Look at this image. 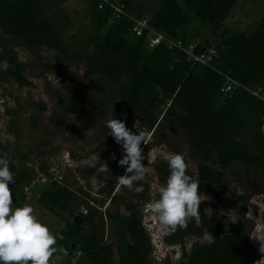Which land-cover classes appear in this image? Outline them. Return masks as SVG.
Here are the masks:
<instances>
[{"label": "trees", "instance_id": "16d2710c", "mask_svg": "<svg viewBox=\"0 0 264 264\" xmlns=\"http://www.w3.org/2000/svg\"><path fill=\"white\" fill-rule=\"evenodd\" d=\"M67 1L0 0V28L25 48L56 52L58 67L62 61L83 60L89 76L108 84L98 91L104 95L110 90V98L116 101L109 116L108 102L91 98L88 106L95 119L106 124L118 118L129 128L134 120H140L142 127L153 133L175 129L183 135L199 162V190L213 195L218 208L229 190L227 173L232 167L258 171L264 184V102L243 89L222 93L227 77L252 90L264 91V16L251 30L244 31L225 27L240 0H151L147 4L110 0L116 6L124 5L132 17L119 19L113 17L109 5L100 10L98 0H85L88 29L78 34L80 40L67 43L72 26L64 11ZM137 19L149 21V30L139 37L133 31ZM151 31L164 37L155 48L147 43ZM166 42L178 46L169 49ZM191 46H200L203 56H211V61L200 63L190 58L186 51ZM8 63L9 67L0 71V83L12 80L21 88L31 87L26 77L28 66L16 54L8 56ZM110 86L115 88L111 90ZM78 87L76 83L70 101L59 92L52 95L66 108L79 101L75 98ZM34 106L39 112L43 110L40 105ZM40 120V116L31 119L33 129L41 128ZM9 159L14 162L10 170L15 183L10 188L15 207L21 200L31 201V184L37 175L26 165L27 156L18 154ZM166 169L168 165H163L160 172ZM115 172L117 176L124 174L120 166ZM26 186L31 188L25 193ZM50 186L52 192L37 196V205L58 217L65 212L72 217L60 232L65 239L58 241L69 255L56 262L71 264L79 249L84 256L77 264H152L153 247L142 212L131 207L129 215L117 210L102 214L89 201L79 200L75 209L86 207L87 215L77 216L71 204L78 195L56 182ZM241 199L248 201L246 197ZM111 202L116 204L118 198ZM105 219L114 229L115 244L104 239ZM204 232L210 235L211 243L194 245L189 253L183 252L180 264H254L261 258L249 230L238 228L229 233L222 219L204 214L198 223L189 222L182 234L178 229L165 241L170 246L183 244L186 237H200Z\"/></svg>", "mask_w": 264, "mask_h": 264}, {"label": "rangeland", "instance_id": "374dc122", "mask_svg": "<svg viewBox=\"0 0 264 264\" xmlns=\"http://www.w3.org/2000/svg\"><path fill=\"white\" fill-rule=\"evenodd\" d=\"M133 1L147 4L151 0ZM64 11L72 21L66 42L80 40L79 35L86 33L89 26L85 18L86 1L68 0ZM263 16L264 0H240L225 27L249 31ZM194 26H197L196 21ZM10 54H16L18 60L28 66L26 77L32 86L21 88L12 80L0 83V154L6 153L8 158H15L18 154L27 156L26 165L34 169L37 175L31 191V201L21 200L17 206L31 204L38 218L54 233H60L65 228L66 220H72L69 213L65 212L58 217L37 205V196L41 192H52L50 185L53 180L78 195L79 199L71 204L77 216L85 215V210L87 211L86 207H81L78 211L75 209L79 200L89 201L102 214L117 210L121 215H129L131 207L142 212L144 226L153 247L152 264H180L183 252L189 253L194 245L211 243L210 235L204 232L200 237H186L183 244L170 246L165 240L176 231L161 235L158 223L145 211V204L151 199L152 193L166 184L170 170L168 168L160 172V169L163 165H168L165 159L168 154H184L190 164L188 174L198 180L199 162L194 159V153L183 135L175 129L154 132L152 141L146 146L142 145L146 156L143 163L148 172L143 180L137 182L138 190L117 188L115 168L118 166L117 161L123 156L122 147L108 135L105 123L91 116L88 106L91 98L104 99L108 102V115H113L116 101L110 98V90L104 95L98 91L108 84L97 76H89L87 64L83 60L62 61L58 67L55 62L56 52L25 48L6 37L0 28V71L9 67ZM76 83H79V87L75 98L79 101L71 102L64 108L52 92H59L70 101ZM113 88L115 87L110 86L111 90ZM34 104L42 106L43 110L39 112ZM37 116L41 118V128L33 129L30 121ZM44 142H48L49 146H43ZM113 152L116 154L115 161L111 159ZM96 153L100 155L101 161L98 163L92 159ZM104 162L107 168L103 167ZM16 163L20 165L19 161ZM120 168L125 173V168ZM227 178L230 187L222 207L215 206L214 196L206 194L211 199L202 202L200 213L210 218L222 219L227 224L229 233L238 228L249 230L251 243L255 251L259 252L260 242L252 238L264 235V184L259 172L236 165L228 171ZM115 197L118 198L117 205L111 202ZM241 197L248 198V201ZM105 226V241L115 244L114 229L108 220ZM183 231L184 228L181 229V234ZM114 249V259L117 262L116 246Z\"/></svg>", "mask_w": 264, "mask_h": 264}, {"label": "clouds", "instance_id": "9594fccd", "mask_svg": "<svg viewBox=\"0 0 264 264\" xmlns=\"http://www.w3.org/2000/svg\"><path fill=\"white\" fill-rule=\"evenodd\" d=\"M105 125L108 135L123 150V156L117 163L125 168V173L115 177L117 188L138 190L137 182L143 180L148 172L143 163L146 156L142 145L152 141L153 132L142 127L140 120L133 122L132 128L136 131L118 118L109 119ZM92 159L97 163L101 161L99 153ZM111 159L116 160L114 152ZM165 159L170 170L166 184L159 186L145 204V211L158 223L161 235L183 229L193 220L198 223L202 202L211 199L200 192L199 181L188 174L190 164L184 154L170 153ZM11 163L14 162L6 153L0 154V264H55L56 260L69 255L63 245H58V241H63L65 237L54 233L42 222L31 204L13 206L10 184H14L15 179L10 170ZM103 167L107 168L105 162ZM252 238L259 240L258 251L261 253V258L254 264H264V235ZM83 256L84 252L77 249L71 264H77Z\"/></svg>", "mask_w": 264, "mask_h": 264}, {"label": "built area", "instance_id": "2783aa9c", "mask_svg": "<svg viewBox=\"0 0 264 264\" xmlns=\"http://www.w3.org/2000/svg\"><path fill=\"white\" fill-rule=\"evenodd\" d=\"M98 1L100 3V5H99L100 10L103 9L106 5H109L111 7V9L113 10V17L115 19H119V18H121V16H126L128 18H132L131 15L128 14V12L125 10L124 5L116 6L115 4L110 2V0H98ZM134 21H135V26L133 28V31L136 33V35L138 37L142 36L146 30H149L148 19H142V20L137 19ZM150 34L152 36L147 40V43L149 44V46L151 48H155L161 42L164 41V37L162 35L156 34L153 31H151ZM166 45L168 46L169 49H172L174 46H176V47L178 46V44L175 45L172 42H166ZM195 49H196L195 47L191 46L190 49L188 51H186V53L189 54L190 58H192L195 61H198L200 63H209L211 61V59H212L211 56L205 58L203 56V53L201 55H196ZM240 89L246 90L247 92H249L250 94H252L256 98H258L264 102V91L262 89L252 90L250 88L243 86L239 82L232 80L230 77H227V83H226L225 87L223 88L222 93H224V94L234 93V92L239 91ZM52 182H55V181L52 180L51 183ZM35 183H36V181H33L31 184V187H33ZM31 187L26 186L24 188V192L25 193L28 192L29 188H31ZM85 215H87L86 210H85Z\"/></svg>", "mask_w": 264, "mask_h": 264}, {"label": "water", "instance_id": "95a60500", "mask_svg": "<svg viewBox=\"0 0 264 264\" xmlns=\"http://www.w3.org/2000/svg\"><path fill=\"white\" fill-rule=\"evenodd\" d=\"M204 49H202L200 46H197L195 49L196 55H201L203 53Z\"/></svg>", "mask_w": 264, "mask_h": 264}]
</instances>
